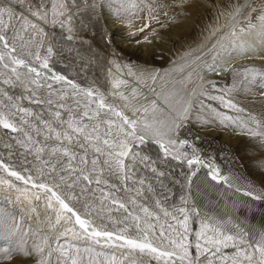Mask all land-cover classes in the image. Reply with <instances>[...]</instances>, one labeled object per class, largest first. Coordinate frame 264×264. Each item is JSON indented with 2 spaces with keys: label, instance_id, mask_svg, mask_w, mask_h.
Masks as SVG:
<instances>
[{
  "label": "snow or ice",
  "instance_id": "snow-or-ice-1",
  "mask_svg": "<svg viewBox=\"0 0 264 264\" xmlns=\"http://www.w3.org/2000/svg\"><path fill=\"white\" fill-rule=\"evenodd\" d=\"M72 2L79 7L77 0ZM88 6L95 11L97 7L103 10L111 5L108 0L99 4L97 0H88ZM224 7L231 17L229 24L223 30L213 29L209 33L208 47L193 58L201 62L205 53L209 54L212 64L208 71L215 75H222L226 70L221 64L230 63L238 55L247 58L255 53V42L246 39L245 34L258 35L264 42V0H244L243 4L228 0ZM66 8L65 3L57 0L50 3L35 0L34 6L32 0H28L27 5L26 0H0V85L23 87L29 93V103L39 106L34 111L5 105L14 109L10 115L19 114V126L0 113V127L17 134L14 139L23 149L14 153L16 159L23 157L19 167L0 157V186L20 194L18 200L23 197L29 204L33 200L43 202L48 220L54 219L52 228L59 226L53 237L55 248L53 240L41 237L30 248L12 255L8 254L11 249L7 250L0 260H17L19 264H27L28 260L33 264H82L80 250L83 248L85 252L96 251L97 255L110 257L107 264H152L153 261L156 264H264V232L252 235L228 229L222 219L213 220L210 216L201 219L194 207L180 206L173 211L167 205L171 189L165 183L166 172L158 169L156 160L142 153L144 145L155 144L164 162L171 159L178 161L181 167L186 165L188 171L181 173L183 179L174 177L173 182L180 183L189 192L193 178L203 171L209 182L234 188L251 200L264 202V191L257 192L254 186L251 189L237 187L239 176L230 178L222 174L213 159L202 158L186 138H180L181 129L194 116L193 106L187 99L190 95L218 101L223 108L240 113L248 110L238 105L228 92L213 95V91L221 88L215 82L201 87L199 92L194 90L197 85L185 90L186 98L177 104H172L167 96L163 100L157 98L149 109L129 102L120 90L127 84L125 80H116L113 91L105 92L98 87H83L55 72L50 66L53 47L48 46L46 54L41 55L40 36L44 29L38 27L36 21L47 23L51 12L53 24L58 16L64 17L59 21L64 28L72 19L71 12L64 15ZM112 15L121 21L124 19L118 12ZM241 19L244 23L237 28ZM29 29H35L36 34ZM148 29L149 24L138 28L143 35L137 37V42L151 43L146 34ZM67 30L66 39L71 41L72 29ZM198 66L190 67V72H195ZM144 76L143 72L138 74L139 79ZM197 76L203 79L198 73ZM148 77L155 83V75L149 73ZM136 91L135 87L131 89L132 97L136 96ZM151 91L155 94L156 89ZM0 95L12 99L7 91ZM159 109L166 114V119L146 118L150 110L155 115ZM125 110L130 111L131 116ZM205 113L206 120L210 121L207 127L217 121L220 126L228 127V122L235 121V117L217 111L211 104L205 108ZM237 129L239 134L253 138L260 149H264V121L255 120L248 113L233 131ZM178 147L183 151H177ZM188 148L192 149L191 154ZM255 163L264 167V158ZM105 170L124 187L121 189L104 179ZM152 180L160 185L159 192ZM121 190L128 196L127 201L117 199L116 194ZM181 199L187 204V197ZM109 203L113 206L111 210L123 213L111 227L105 223L110 217L103 215ZM193 216L200 219L199 230L189 227ZM69 224L71 227H67ZM69 233L76 241L84 243H60L59 238ZM104 249L109 251L104 252ZM88 264H95L91 256Z\"/></svg>",
  "mask_w": 264,
  "mask_h": 264
},
{
  "label": "rangeland",
  "instance_id": "rangeland-1",
  "mask_svg": "<svg viewBox=\"0 0 264 264\" xmlns=\"http://www.w3.org/2000/svg\"><path fill=\"white\" fill-rule=\"evenodd\" d=\"M153 1L159 3L167 12L150 9L151 6H149L146 0H134L133 4H136L137 7L141 8V17L145 14L149 15L147 23L150 25V28L152 26L157 28L161 27L167 30L168 33L172 31L170 30L171 28L180 27L182 26V24L189 25L192 27V29L196 27L197 30H200V28H204V25L206 23H209V21L207 22V19H202V16L205 12L203 13L201 11L202 9H204V7L209 10L212 6H214L213 0H196L198 3L200 2L202 4L194 7L191 11H189L183 7L179 8L177 5L178 3H182L183 5L187 6L190 0ZM46 2L50 3L51 0H46ZM57 2L65 3L67 5L64 15L67 16L69 12H71L72 19L70 24L66 22L64 28H61L59 21L64 19L63 16H58L56 18V23L53 24L51 12H49V20L47 23H44L43 21L36 22L38 23V27H42L44 29V33L41 35V37L48 41L53 47L54 51L50 63L52 61H54L55 63L58 61L56 64L59 67H62L63 63H67L68 65H70L71 69L72 67L79 69L80 67L77 66L74 61H77L76 59H80L79 54L81 52L79 51V49L77 51V49L72 46V43L76 44L74 40H71V43L66 39L67 35H69L67 29L71 27V35L76 34L75 32H81L84 34V36H79V38L81 37L83 39V45H80V47H82V50L88 51L91 47L90 43L93 40L94 35H96L97 31L100 30V14H98V7L95 11H93L91 8H89V6L86 5L88 0H77V4L79 5V7H77L76 4H73L72 0H57ZM114 2L115 0H108L109 5L111 6L105 8L109 11H113L116 8ZM27 3L28 0H26V5ZM32 3L34 6L35 0H32ZM102 3H104V0ZM227 3L228 0H225L222 4V8L225 9V14L228 10L224 7V5ZM229 7H231V5ZM171 11L172 14L170 13ZM196 14H198L199 16H194ZM191 15L193 16L191 17ZM31 19L35 21L34 17ZM136 19L141 20L140 16L133 18V20ZM183 20L184 22L182 23ZM211 20L212 25L213 23H217V15L213 16ZM121 23L123 25H126L124 22ZM136 24L137 23L134 22L132 23V25ZM137 26L140 27L142 25L138 24ZM29 31L34 35L36 34L35 29H29ZM42 43L44 42L42 41ZM67 46H69L70 49ZM78 47L79 46L77 45V48ZM40 52L42 56L46 54L44 46L40 48ZM165 52L166 51L162 49L159 56L150 55V62L145 60L139 61H144L146 64L149 62L147 64L149 66L162 67L169 60V56L165 54ZM55 54H57L58 56H55ZM124 54H126L127 58L130 61L139 62L134 53L130 51H124ZM71 60H74L73 63ZM206 63L203 65V72H205V74L207 75L206 79H212L214 82L218 83L221 86V88L215 90L214 93H221L222 91L230 93L234 101L248 111L245 113H240L235 110L221 108L220 112L235 117L234 122H228V127L220 126L219 122L217 121V123L212 124L211 127H208L211 135H206L198 133L195 130L193 124H191L192 122L190 121L186 123V126L184 128L189 129L187 133L184 132V137L188 140L190 139L192 142H197L194 136H191L190 130H192L196 132V134H198L201 138L203 137L204 140H207V142H209L212 147L219 148V150L217 151V155L221 158L230 159L235 165V167L228 164L225 165L224 175H229L230 178L233 175L239 176L240 179L236 185L237 187H240L241 189H251L252 186L255 185V190L258 187L259 189H262L264 191V167H258L255 163L257 160L264 158V149H260L259 144L253 138L239 134L238 129L235 132L233 131V129L237 128V125L244 120V117L247 116L248 113H251L255 120L264 121V64H257L252 62L242 64V62L239 61L236 63V67L225 68V75H215L213 74V72L208 71V68L212 64V61H208ZM51 65L52 64H50V66ZM51 67L53 68V66ZM53 69L55 71L58 70L59 74L65 75L63 71H60V69ZM233 69H235L236 71H233ZM245 69H248V71H245ZM71 72L72 71H69V74L73 76V73ZM20 89L21 87L19 86L9 87L7 85H0V93L7 91L8 95L12 97V99L9 100L6 96L0 95V113L4 114L8 119H10L13 123H16L18 126L20 125L19 114H17L16 116L10 115V112L14 111V109L5 107V105L27 107L34 111L39 109L38 105L29 103V93L27 92L26 94L22 89ZM207 103L218 104V101H207ZM244 123H246V121ZM182 130L183 129H181L180 132V138L184 139V137L181 136ZM16 135L17 134L15 133H11L10 130H6L0 127V152L3 154L6 153V158L11 163H15L19 167V165L22 163L23 157L21 156L20 159H16L14 153L17 151L23 152V149H20L16 144V140L14 139ZM9 145L11 147H8ZM177 151H182V149L178 147ZM191 152V150L188 151L189 154H191ZM8 153H13V155L9 156ZM142 153L147 154L153 160H156V166L158 167V169L166 172L167 180L165 181V183L168 185V188L171 189L167 205L173 211H175V209L180 206L194 207L196 211L201 214V216L204 214L202 213V211H206L210 213L213 220H216V218H218L219 216L222 217L223 219H220L225 222V226L228 229L233 228L232 230L234 231H247L252 235H258L259 233L264 232V229H258L256 224V221L257 223L260 222V224H264V207L258 205L259 200L254 201L251 200L250 197L249 199H242V192H236L234 188H229L224 185H217L214 182H209L206 176L202 175V171L198 174L197 177L193 178L194 182L191 186V192H189L188 189L183 188L180 183L173 182L174 177L183 179L181 173L188 171L186 165L181 167L178 161L171 159H169L167 162H164L162 154L159 152V149L155 144L144 145ZM29 159H31V157H29ZM151 175V173H148L149 177H151ZM103 178L109 180L111 184H116L121 189L124 187L120 180H117L114 175L108 173L106 170L104 172ZM160 179L164 178L161 177ZM152 183L155 187V190L159 192L160 185L156 183L155 180H152ZM101 187H103V184L101 185ZM18 195L20 194L16 193L14 190L9 192L6 191L3 186H0V257H3L9 249H11V252L8 254L12 255L20 249L30 248L32 244L40 240L41 237L46 238L44 233L37 228L39 213L36 211H32L33 204L35 205L34 200L31 204H29L25 199H23V197L18 200ZM97 195H99V193H97ZM116 195L117 199L123 198L125 201L129 199L122 190ZM182 196L187 197V204H185L181 199ZM242 201H247L248 203L245 205L242 203ZM112 207L113 206H111L109 203L105 208V213L109 214L111 218L114 216L122 215V210H111ZM221 208H224L223 215L219 214V210ZM29 210L33 213L30 216L26 214V211ZM204 215L206 216V214ZM201 219H203V217H201ZM53 223V221L49 222L48 231L51 233V236L47 238L49 240H53L58 227L56 226V229H53ZM199 224L200 219H196L195 216H193L189 221L190 229L195 227V229L198 230ZM67 227H71V225L69 224V226L67 225ZM59 240L60 243H64L65 241L76 244L84 243L83 241H76L75 238L71 236V233H69L67 237H60ZM55 247L56 242L55 240H53V248ZM104 250L108 251V249ZM83 252V250H80V257ZM93 254L97 255L96 251H93ZM140 259L146 258L140 257ZM84 260L85 259L83 258L82 262H84ZM0 264H19V262L17 260L9 259L0 260ZM27 264H33V261L28 260Z\"/></svg>",
  "mask_w": 264,
  "mask_h": 264
},
{
  "label": "bare ground",
  "instance_id": "bare-ground-1",
  "mask_svg": "<svg viewBox=\"0 0 264 264\" xmlns=\"http://www.w3.org/2000/svg\"><path fill=\"white\" fill-rule=\"evenodd\" d=\"M213 1H214V6H212L209 10L206 7H204V9H202L201 11L203 13L205 12L204 15L202 16V19L203 20L207 19V22L209 21V23H206L204 25V28H200V30H197L196 27L192 29L191 26L182 24V26L180 27L171 28L170 30L172 31L168 33V31L165 30L164 28L161 27L157 28L152 26L150 29L146 30V34L151 40V43H148L143 40L137 42V37L143 35L138 32L139 26L137 25L148 24L147 20L149 15L145 14L144 16L141 17V8L137 7L136 4H133L134 0H115L114 3L116 8L113 11H109L106 8L101 10L98 7V14H100V18H99L100 30L97 31L96 35H94V38L90 43L91 47L88 51H84L82 50V47H80V45H83V41H82L83 39L81 37L79 38V36L80 35L84 36V34L81 32H75L76 34L72 33L74 34L72 35L74 36L72 40H74L76 44L72 43L71 41L70 42L73 44L72 46H74L77 49V51L79 49V51L81 52V53L79 52L80 59L79 60L76 59L77 61L73 60L75 64L80 67L79 69L75 67H72L71 69L70 65H68L67 63L66 64L63 63L62 67H59L56 64L58 61L56 63L52 61L50 64H52L51 66H53V68H57L60 69V71H63L65 76L69 77L70 79L72 78L77 83L81 84L83 87H89V86H92L94 88L98 87L99 89L105 92L113 91L112 85L116 80L118 79L125 80L127 81V84L122 85L120 90L123 91L124 94L129 98L130 103L138 107L143 105L144 107H148L149 109H151V103L153 101H155L157 98L163 100L165 96L168 97V100L172 104H177L179 100H183L186 98L185 90L193 89V86L197 85L194 90L196 92H199L201 87H207L209 83L214 82L212 79L207 80L206 79L207 75L205 74V72H203V65L208 61H212L210 55L205 53L204 57H202L201 62H197L193 59L196 54L206 49L210 44L211 39L209 37V33L213 29L223 30L231 20V17L227 13L225 14V9L222 8V4L224 3L225 0H213ZM102 2L103 0H97L98 4ZM146 2L149 4V6H151L150 9L158 10V11L160 10L161 12H167L164 8H162V6L159 3H156V1L154 2L153 0H146ZM232 2L233 4H243L244 0H232ZM200 4L202 3L200 2L198 3L196 0H190L187 6L183 5L182 3L181 4L178 3L177 6L179 8L183 7L191 11L194 7ZM86 5L88 6V2L86 3ZM117 12L119 13L120 16L124 17L123 21L116 19L112 15L113 13H117ZM170 13L172 14V11ZM215 15H217V23H213L212 25L211 18ZM138 16H140L141 20L138 19L133 20L134 17L136 18ZM192 16L193 15H191V17ZM194 16L197 17L199 15L196 14ZM120 21L124 22L126 25H123ZM133 22L137 24L132 25ZM183 22L184 20L182 21V23ZM243 23H244V19H241L237 23L236 27L239 28ZM180 36L182 39L180 38ZM40 38L44 42L43 46L45 47V49L48 46H51V44L48 41H46L43 37L40 36ZM245 38L255 42L254 43L256 49L255 53L249 54L247 58L238 55L235 58H233L230 61V63L221 64L220 67L222 68L224 67V69L229 67H236V63L239 61H241L242 64L249 62L264 64V42L261 41L258 35L254 37H249L247 36V34H245ZM77 45L79 46L78 48ZM67 47L69 48V46ZM162 49L165 50L166 51L165 54L169 56L168 62L164 64L162 67L161 66L153 67L147 65L150 62L149 56L150 55L159 56ZM124 51H130L134 53L138 58V61L145 60L149 62L146 64L144 61L143 62L130 61L127 58L126 54H124ZM55 56L58 55L55 54ZM197 64H199V66L196 67L195 72H190V67H193ZM69 71H72L71 73H73V76L69 74ZM55 72L58 73V70ZM141 72L145 74L144 79H139L138 77V74ZM149 73L157 77L155 83H153V80L148 77ZM197 73L199 74V76L203 77L202 80L198 78ZM222 75H225V71L223 72ZM145 80L147 81V83H145ZM53 83L55 84L54 81ZM133 87L137 89L135 97H132L131 95V89ZM152 88L156 89L155 94H153V92L151 91ZM21 89L24 91V93L27 94L24 88L21 87ZM214 94L218 95L220 93L218 92L214 93L213 91V95ZM145 97H147V99H145ZM187 99H188V103L193 106L192 111L194 116L193 119L191 120L192 122L191 124H193L195 130L198 133L209 135L210 131L208 130V127L205 126L207 123H209V121L206 120V113H205V108L209 105L207 101H205L206 99H200L196 95H190L189 97H187ZM210 104L219 112L221 111L220 110L221 108L223 109V106L219 102H218L219 106L218 104H214V103H210ZM125 111L126 114L131 116L130 111L128 110ZM157 117L160 118L161 120L167 118L166 114L163 113L162 109H159L157 113H155V115L150 110L146 118L149 120H153ZM184 128L181 134V136L183 137H184V132L187 133L189 131V129L187 128L184 129ZM190 133L191 136H194L197 142H192L190 141V139L187 140L196 148L197 154L204 159H213L214 163L220 169L222 174H224L225 165L228 164L235 167L234 163L230 159L221 158L220 156L217 155L218 154L217 151L219 150V148L212 147L210 143L207 142V140H204L203 137L201 138L198 134H196V132L190 130ZM5 154L0 152V157L7 159L6 158L7 155L5 156ZM16 166L18 167V165ZM202 173H203L202 175L205 176L203 171ZM256 190L263 191L258 187L256 188ZM242 197H243L242 199H249V197L246 196H242ZM34 203L35 205L33 204V207H36L37 209L36 212L39 213L37 228L44 233L46 238H48L49 236H51V233L48 231L50 221L48 220L47 215L45 213L43 202H36L34 200ZM38 204L39 206H37ZM258 205L264 207V202L258 201ZM202 213L206 214V216L211 217L209 212L202 211ZM26 214L30 216L33 213L32 211L29 210L26 211ZM204 214L201 217H204L205 216ZM219 214L222 215L224 214V208L223 209L221 208L219 210ZM103 215L110 217L109 214L105 212L103 213ZM122 215L114 216L112 218L110 217L109 220H105V223L111 227L112 224L117 221V218H122ZM263 215H264V211H263ZM220 218L222 217L219 216L218 218H216V220H221ZM52 221L54 222V219ZM256 224L258 229L261 230L264 229V224H260V222L257 223V221ZM58 229L59 226L57 227V230ZM81 250L84 251L83 248H81ZM73 251L75 250L73 249ZM108 251L104 250V252H108ZM89 256H91L94 259L95 264H107L108 260H110V257H105L104 255H94L93 252L88 253L84 251L81 254V258L85 259L84 262H82V264H88ZM145 258L147 259V257ZM152 264H156V262L153 261Z\"/></svg>",
  "mask_w": 264,
  "mask_h": 264
},
{
  "label": "built area",
  "instance_id": "built-area-1",
  "mask_svg": "<svg viewBox=\"0 0 264 264\" xmlns=\"http://www.w3.org/2000/svg\"><path fill=\"white\" fill-rule=\"evenodd\" d=\"M190 141H191V140H190ZM190 150L192 151V149H191V148H188V149H187V151H190Z\"/></svg>",
  "mask_w": 264,
  "mask_h": 264
}]
</instances>
